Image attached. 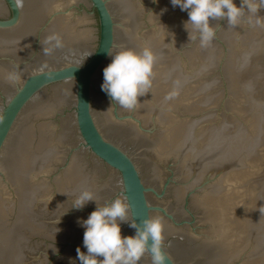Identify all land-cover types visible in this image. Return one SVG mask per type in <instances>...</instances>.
<instances>
[{
	"label": "clouds",
	"instance_id": "clouds-1",
	"mask_svg": "<svg viewBox=\"0 0 264 264\" xmlns=\"http://www.w3.org/2000/svg\"><path fill=\"white\" fill-rule=\"evenodd\" d=\"M14 3L17 7L22 6V0H14ZM170 3L187 12L184 27L189 43L198 41L202 48L209 46L215 38L210 20L226 19L229 26L236 27L247 12L250 24L257 27L264 24V17L257 14L264 9V0H241L239 7L234 0H170ZM44 43L47 45L43 48L45 55L63 46L56 34L48 36ZM104 52L111 62L103 68L101 91L116 108L132 111L139 104L138 97L144 96L151 88L156 56L150 48L140 52L121 50L115 54L107 48ZM6 79L15 83L18 75L9 72ZM89 202H96L93 193L81 190L71 207L79 210ZM129 211L130 205L117 198L110 204L97 206L86 220L78 221L84 228L83 247L86 249V253L79 247L76 249L80 264H139L146 254L150 255L151 264H172L170 256L163 250L164 229L159 218L146 217L137 224L133 216L129 227L135 229V234L122 236L120 225L129 222Z\"/></svg>",
	"mask_w": 264,
	"mask_h": 264
}]
</instances>
